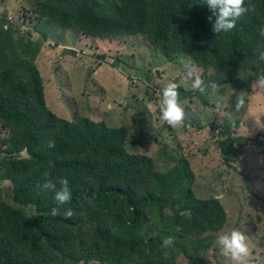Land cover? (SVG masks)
Listing matches in <instances>:
<instances>
[{
  "label": "trees",
  "instance_id": "1",
  "mask_svg": "<svg viewBox=\"0 0 264 264\" xmlns=\"http://www.w3.org/2000/svg\"><path fill=\"white\" fill-rule=\"evenodd\" d=\"M114 2L110 14L103 15L95 0H27L20 5L24 6L20 16L6 21L9 31H4L10 36L0 35V123L9 136L3 140L0 135L4 155L0 173L11 182L13 201L22 209L0 202V264H175L166 254L162 261L145 257L159 247L185 251L176 256L192 264L190 250L177 239L193 234L195 240H203L199 236L220 231L227 222L228 214L217 198L199 199L185 191L174 200L167 199L160 181L163 175L155 171L152 159L124 150L126 128L109 129L87 118L70 121L52 112L34 69L35 59L42 44L55 47L49 40L54 28L109 39L145 35L169 61L176 54L191 53L200 69H215L212 78H204L206 85L231 84L250 92L251 81L239 82L233 74L250 61L261 63L264 0H245V6L253 5L254 11L241 17L234 30L218 35L212 31L216 16L205 0ZM24 19L32 31L23 32ZM178 91L179 100L193 96L204 100L198 91L182 85ZM215 129L224 137L218 148L225 165L231 166L248 142L264 155V133L251 139L232 137L227 127ZM49 141L54 148L48 147ZM23 149L27 158L19 157ZM237 172L250 190L252 180L246 171ZM62 178L68 180L72 197L60 206V212L71 209V218L52 216L51 210L57 207L55 191L38 187L51 180L59 190ZM144 185L148 191L139 195ZM27 207L33 215L24 211ZM186 209L191 218L180 215ZM114 210L122 214L113 217ZM148 216L155 230L174 238L172 246L164 247L162 239L154 242L145 235ZM106 217L108 231L96 225ZM158 224L163 225L162 231L156 229Z\"/></svg>",
  "mask_w": 264,
  "mask_h": 264
},
{
  "label": "rangeland",
  "instance_id": "2",
  "mask_svg": "<svg viewBox=\"0 0 264 264\" xmlns=\"http://www.w3.org/2000/svg\"><path fill=\"white\" fill-rule=\"evenodd\" d=\"M22 1V2H21ZM27 0H0V35L10 36L3 30L7 16L19 17ZM99 9L104 13L110 14V6L114 5V0H95ZM20 2V4H18ZM6 17V18H5ZM24 18V17H23ZM9 25L5 24L4 29L9 31ZM32 31V27L23 20L22 30ZM19 30V29H18ZM58 33V34H57ZM52 42L61 44L66 41L75 40L76 35L70 31H63L54 28L50 34ZM83 39V38H82ZM123 44L111 41H103V44L111 50L107 53L106 60L99 62L85 57V52H105L100 41L81 42L79 52L81 56L71 55L66 57V52L57 50L56 46L42 44L40 51L35 59V65L43 75L45 88L49 89L46 95L47 107L54 113L67 120L73 117L84 116L91 122L103 123L109 129L126 128L128 130L124 150L132 155H146L150 157L154 164V169L163 175L160 179L166 189L164 196L167 199H176L185 191L192 192L199 197H217L228 214L227 222L220 232H206L195 240L193 234L188 237H179L177 243L186 246L189 251L192 264H237L221 254L219 247L215 245L218 234L228 232L232 227L239 228L248 236L250 245V258L255 261L252 264H264V202L255 198L253 194L264 200V155H262L257 146L248 142L241 148V152L234 156L231 166L224 164L221 158L219 143L220 134L212 133L210 127L214 130L218 127H227L228 132L235 137L253 138L257 134L264 133V90L253 89L258 74L264 72V61L255 64L252 61L238 67L233 74V78L239 82L250 80V92L245 93V106L237 112L235 110L236 95L240 93L231 84L220 86L218 92L208 89L207 94L202 95L204 100L199 97H182L179 102L185 110L184 126L172 128L178 133L177 138L173 140L174 147L167 145L164 134L168 129L166 124L160 120L159 100L162 89L168 83L182 85L188 91H193L192 80L186 78L184 62L188 57L192 58L191 53L176 54L170 61L166 60L158 51L150 47L147 37L137 35L135 37L120 38ZM98 46V50L94 46ZM61 45H58L60 48ZM77 51V50H75ZM88 56V55H87ZM116 58V59H114ZM86 60L87 62H83ZM77 62V63H76ZM76 63V64H75ZM101 63V64H100ZM99 67L103 68L99 72ZM109 70V73H108ZM199 75L204 80L205 77L212 78L217 71L215 69H200ZM80 71V72H79ZM228 71H225L227 73ZM76 73L78 76L76 77ZM100 73V74H99ZM108 73V74H107ZM95 74H99L94 77ZM81 76V77H79ZM26 81V77H18ZM77 79H82L77 83ZM93 79H103L107 83L106 88H111L116 84H125L127 90L119 98L113 99L111 105L105 106L99 104L94 113L95 103L101 97L99 94H91V85ZM88 82L86 95L89 99V105L86 101L65 98L62 100V93L57 90L58 98H53L54 87L59 89L58 84H64L74 88L78 84L85 85ZM230 86V87H227ZM53 87V89H52ZM198 91V90H196ZM199 93V91H198ZM84 94V93H83ZM200 94V93H199ZM222 99L224 107L220 111L215 110V102ZM207 104H205V103ZM85 108H81L80 105ZM140 113L144 119H141ZM89 116V117H88ZM74 120V119H73ZM162 125V126H161ZM9 132L0 123V135L4 139L8 138ZM221 133V132H220ZM183 136V138H179ZM185 145L183 148L179 146ZM3 147H0V151ZM186 154L185 156L183 154ZM181 155V156H180ZM4 155L0 152V159ZM20 158H27L21 156ZM185 157V162L181 158ZM1 162V161H0ZM245 170L251 178L250 190L246 188L242 177L237 171ZM148 186L144 185L139 191V195L147 193ZM155 192L158 190L154 188ZM12 184L0 173V202L5 203L14 210L22 208L14 203L12 196ZM243 204H245L243 206ZM26 212L33 215L32 208H24ZM170 211L168 209L165 210ZM121 211L114 210L113 217L120 216ZM240 215V218L238 217ZM100 218L99 228L108 231L111 227L109 220ZM145 235L151 237L153 241L157 239H166L171 237L163 232H158L153 227V221L150 216L147 217ZM91 228V227H90ZM163 225L158 224L156 229L162 231ZM156 237V238H155ZM90 239V238H89ZM167 252V253H166ZM185 251L166 250L159 247L156 251L148 254L147 258L152 261H162V256L167 255L169 260H175L176 254H184ZM248 259H242L239 263L248 264ZM178 264H187L182 256L177 258ZM80 264V263H79Z\"/></svg>",
  "mask_w": 264,
  "mask_h": 264
},
{
  "label": "clouds",
  "instance_id": "3",
  "mask_svg": "<svg viewBox=\"0 0 264 264\" xmlns=\"http://www.w3.org/2000/svg\"><path fill=\"white\" fill-rule=\"evenodd\" d=\"M205 3L212 10L213 15L216 16V22L213 24L212 31L216 33L217 35L221 33H228L234 30L236 28L237 21L241 17L245 16L249 11H254L253 5L248 4L247 6H245V0H205ZM11 17L12 16H7L6 21H8ZM208 19L211 22L212 17L210 16ZM5 24H8V23L5 22ZM4 25H3V30L7 31V29H4ZM260 35L264 36V28H261ZM79 36H81L79 37V39H82V38L91 39L90 41H86V46L88 45L89 42L94 43L97 40L101 42L102 48L104 45L103 41H107V42L114 41L118 43L119 45L123 44L122 40H119L120 38L119 39L118 38L109 39V38H100V37L85 36V35H79ZM128 37H132V36H128ZM92 39L95 41H92ZM95 47L96 45L94 46V49ZM150 47L152 48L151 45ZM109 49L110 48L106 50V53L102 54L103 56H105L104 59L100 58V56L102 55L96 56L94 58L96 59L100 58L101 60H105L108 57L107 53L109 52ZM63 50L68 51V53L74 52L72 50H67V49H63ZM90 51H91V47H90ZM75 53H76V56L78 57L81 52L75 51ZM259 60L264 61V53L260 54ZM184 69L186 73V78L192 80L191 87L193 90H198L199 93L202 95L207 94L209 88H211V90L214 93L219 91L220 86L217 85L216 83L213 82L207 85L205 84V81L199 75L201 71L200 68L191 59V57H188V59L184 62ZM227 87H230V86L227 85ZM251 87L253 89L264 90V72H261L258 74L257 78L255 79ZM178 88H179L178 84L168 83L162 89L161 93L158 94L162 97L158 103H159V111H160V120L166 124L165 128L169 127L170 129H172V128H177V127H182L184 126V121L186 120L185 110L184 108L180 106V102H179L180 94H179ZM245 93H249V92L240 91V93L236 95L235 110L237 112L241 111L245 106ZM223 107L224 105H223L222 99L216 100L215 110L220 111L222 110ZM142 115L143 114L140 113L141 119L143 120L144 116ZM209 127L211 130V126ZM214 131L216 134L218 133L220 134L219 129H215ZM230 135L232 137H235L232 135L231 132H230ZM221 140H224V137H222V135L220 134L218 142H220ZM48 147L54 148L55 144L52 141H49ZM26 155H27V149H23L21 152V156H26ZM45 175L47 176L48 173H45ZM59 183L61 185L59 190H56V185L51 180H47L42 186H38V187H42L44 190L55 191L54 199L56 201L57 207H54L51 210L52 216L55 217V216L63 214L65 218H71L73 216V212L71 209H68L64 211L63 213L60 212V206L70 203L71 201L72 193L69 188V182L67 179L62 178L60 179ZM254 196L257 199H260V197H258L256 194H254ZM196 197L199 199L208 198V197H199V196H196ZM214 198H217V197H214ZM262 201L264 202V200ZM244 205L245 204H243V206ZM180 215L182 217L191 218L192 213L190 210L186 209V210L180 211ZM238 217L240 218L239 214H238ZM222 229L220 231H222ZM220 231H214V232H220ZM174 242L175 241L173 237H167L166 239L162 241V244L164 247H170L174 244ZM215 245L219 247L222 255L229 257L231 260L237 262V264H241L239 262L242 259L246 260V258L248 259L247 261L248 264H252L255 261L253 258H250V256H248L250 255V251H249L250 245L248 244V236L245 234V232H243L239 228L232 227L230 231L218 234L215 240ZM179 256H182V255H179ZM179 256H176L175 260H173L175 264H178L177 258ZM186 261H187V264H190V262L187 259ZM80 264H84V263L82 262ZM88 264H93V262L90 261Z\"/></svg>",
  "mask_w": 264,
  "mask_h": 264
},
{
  "label": "crops",
  "instance_id": "4",
  "mask_svg": "<svg viewBox=\"0 0 264 264\" xmlns=\"http://www.w3.org/2000/svg\"><path fill=\"white\" fill-rule=\"evenodd\" d=\"M56 30H57V28H56ZM71 33H72V35H76L77 36V40H75V37H74V40L72 39L70 41L63 42V43H61L62 46H60V48H58V45H61V44H58L57 45V42L56 43H51V45H55L56 48H57V50H62L63 51V49H67V50H72L75 53V50H77L78 52H79V50H81V49H79V47L81 46V42H85V41H90L91 40V39H88V38L79 39V37H81V36H79L78 34H76L74 32H71ZM51 37L52 36L50 35L49 36L50 42H52ZM92 41H95V40L92 39ZM103 49L106 51L108 48L105 45H103ZM95 50L96 51L98 50V47L97 46L95 47ZM90 52L91 53L89 54V52L86 51L85 52V57L91 58V62L92 63H94V59L98 61V64H99V62L104 61V60H101L100 58H97L96 59L94 57L100 56V55H102L105 52H92V51H90ZM71 55H73V54L72 53H67L66 54V57L67 56L71 57ZM74 55L76 56V53ZM79 56H81V53H80ZM102 56H100V57H102ZM83 62H87V61L86 60H83ZM34 69L36 70L39 79L42 81L41 85L43 87L44 96H45V100H46V95H47V92H48L49 89L47 88V90H46V88H45V83H43V80H44L43 79V75H42L41 70L39 68H37V64L35 65ZM102 71H103V68L102 67L101 68L99 67V72H102ZM108 73H109V70H108ZM99 74H95L94 77H97ZM77 76H78V74L76 73V77ZM79 77H81V76H79ZM81 80L80 79H77V83H80ZM88 82L89 81L85 82V85L78 84L74 88H70L69 86H66L64 84H58L57 86L59 87V89H56V87H54L53 98L55 100L58 98V95L56 93V91L58 90L59 93H62V100H63V98H65L66 101H69L68 99H72L73 98V99H77L78 101H86V102H88V105H89V99H88V97L86 95V89H87L86 87L88 85ZM91 82H92V85H91V88H90L91 89V94H99L101 92V97L98 99L100 101L98 103H95V107L93 108L94 111H91V113H94L95 112V110L97 109V107H98L99 104L102 105L104 103L105 106L111 105L113 103V101H112L113 99H117V98L121 97L126 92V90H127L125 84H116V85H114L111 88H106L107 87V83H105V81L103 79H93V81H91ZM52 89H53V87H52ZM80 107L82 109L85 108V106L82 105V104L80 105ZM52 112H54V111H52ZM63 118L64 119H67L66 117H63ZM77 118H87V117H84V116L73 117V119H77ZM166 129H168V130L164 134V137L167 140L166 141L167 142V145L174 147L173 144H172V142H173L174 139L177 138L176 135H178V133L176 131H173L169 127H167ZM179 138H183V136H179ZM184 146L185 145L183 144L182 146H179L178 148H183ZM183 155L185 156L186 154H183ZM260 199H258V200H260ZM261 200H263V199H261Z\"/></svg>",
  "mask_w": 264,
  "mask_h": 264
}]
</instances>
